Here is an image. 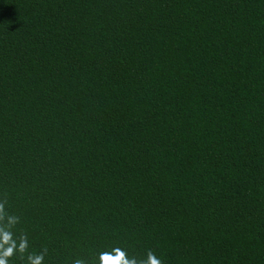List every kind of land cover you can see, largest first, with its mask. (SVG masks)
Listing matches in <instances>:
<instances>
[{
    "label": "trees",
    "instance_id": "1",
    "mask_svg": "<svg viewBox=\"0 0 264 264\" xmlns=\"http://www.w3.org/2000/svg\"><path fill=\"white\" fill-rule=\"evenodd\" d=\"M3 199L45 264H264V0H0Z\"/></svg>",
    "mask_w": 264,
    "mask_h": 264
},
{
    "label": "clouds",
    "instance_id": "2",
    "mask_svg": "<svg viewBox=\"0 0 264 264\" xmlns=\"http://www.w3.org/2000/svg\"><path fill=\"white\" fill-rule=\"evenodd\" d=\"M7 199L0 200V264H13L15 259L23 264H45L47 246L32 248L26 231L18 230L21 218L6 210ZM72 264H86L82 258ZM94 264H163L155 250L147 249L143 255H129L126 248L115 245L96 253Z\"/></svg>",
    "mask_w": 264,
    "mask_h": 264
}]
</instances>
